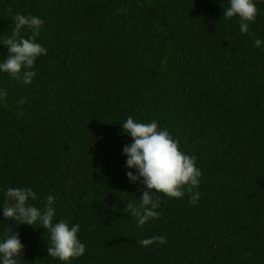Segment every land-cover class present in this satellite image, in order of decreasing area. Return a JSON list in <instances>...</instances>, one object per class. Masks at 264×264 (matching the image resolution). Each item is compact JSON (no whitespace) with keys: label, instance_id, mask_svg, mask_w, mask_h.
<instances>
[{"label":"trees","instance_id":"16d2710c","mask_svg":"<svg viewBox=\"0 0 264 264\" xmlns=\"http://www.w3.org/2000/svg\"><path fill=\"white\" fill-rule=\"evenodd\" d=\"M250 34L228 0H0V40L16 14L44 20L48 51L25 85L0 73V206L8 187H31L55 221L78 224L84 256L71 264H264V3ZM21 35H31L21 30ZM8 49L0 44V60ZM129 116L156 120L197 157L194 204L154 194L158 219L140 228L126 208L143 186L129 181ZM132 171H135L132 169ZM19 264H64L48 255L43 226L6 220ZM166 236L167 243L139 241ZM49 243V244H48Z\"/></svg>","mask_w":264,"mask_h":264},{"label":"clouds","instance_id":"9594fccd","mask_svg":"<svg viewBox=\"0 0 264 264\" xmlns=\"http://www.w3.org/2000/svg\"><path fill=\"white\" fill-rule=\"evenodd\" d=\"M264 3V0H259ZM229 6L224 8L223 19L238 17L241 34H250L249 26L258 14L256 0H228ZM15 27L11 36L0 40L7 47L5 59L0 60V73H7L13 79L28 85L36 76L35 61L47 55V49L37 42L44 20L36 15L16 14ZM30 31L31 35H21V30ZM257 48L264 46V40L254 41ZM6 92L0 89V100ZM122 130L132 138L125 144L122 154L126 155V167L130 169L126 175L132 183L139 182L143 186L140 203L129 202L127 210L135 218L138 227L151 220L158 219L160 213L158 200L154 194L183 198L185 191L192 203L200 198V192L194 191L200 184L201 169L196 166L197 157L188 155L179 148V141L174 139L167 129L158 126L156 120L144 123L129 116L122 122ZM134 169L135 171H132ZM6 204L0 206L4 219H14L17 224L43 226L50 233L48 255L64 264H71L73 259L86 253V246L78 238L80 226L70 224L66 220L55 221L56 198L49 194L43 208L35 206L31 201L37 200V193L31 187H8L4 191ZM167 243L166 236H153L139 243L149 246L153 243ZM24 245L18 233H4L0 237V264H19Z\"/></svg>","mask_w":264,"mask_h":264}]
</instances>
